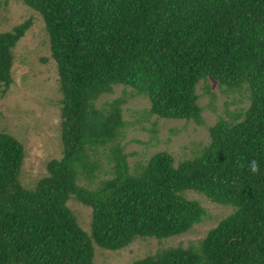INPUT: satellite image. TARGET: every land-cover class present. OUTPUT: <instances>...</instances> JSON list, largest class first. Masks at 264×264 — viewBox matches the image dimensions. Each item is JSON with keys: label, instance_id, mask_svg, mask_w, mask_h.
<instances>
[{"label": "trees", "instance_id": "16d2710c", "mask_svg": "<svg viewBox=\"0 0 264 264\" xmlns=\"http://www.w3.org/2000/svg\"><path fill=\"white\" fill-rule=\"evenodd\" d=\"M23 2L41 15L57 68L61 155L25 186L24 145L0 131V264H92L96 246L114 251L138 237L184 234L207 216L188 191L232 210L195 243L130 264H264V0ZM31 24L0 30L1 94ZM207 77L243 89L247 107L224 102L226 118L209 126V142L193 157L175 164L162 150L132 172L121 141L124 100L98 106L100 97L122 85L148 99L150 114L201 125L197 85L211 93ZM103 156L111 175L94 184ZM68 200L91 209L88 231Z\"/></svg>", "mask_w": 264, "mask_h": 264}, {"label": "rangeland", "instance_id": "374dc122", "mask_svg": "<svg viewBox=\"0 0 264 264\" xmlns=\"http://www.w3.org/2000/svg\"><path fill=\"white\" fill-rule=\"evenodd\" d=\"M28 18L32 24L14 50L12 84L4 94H1L3 86H0V131L5 129L23 143L25 157L19 179L23 185L31 187L47 174V161L61 155L58 74L41 15L24 4L23 0H0V30H11ZM207 83L209 94L205 93L203 82L197 85L204 119L201 125L192 120L161 118L150 114L148 99L122 85L114 86L112 93L100 97L98 106L118 98L124 100L121 108L126 127L121 141L132 172L137 171L139 165L151 155L162 150L173 155L175 164L193 157L209 142V126L219 117L226 118L224 102L228 101L229 110L238 108L243 111L249 104L243 89L230 92L224 87L219 88L213 77H207ZM105 154H108L106 148ZM110 175V163L103 156V164L96 171L94 184L98 179ZM80 183L90 185L86 179ZM185 195L199 201L205 208L207 216L203 222L184 234L162 239L161 242L154 237H138L130 245L114 251L96 246L92 264H130L162 248L186 247L203 237L208 229L232 210L231 206L213 203L194 191H188ZM68 206L80 225L88 231L91 209L76 200H68Z\"/></svg>", "mask_w": 264, "mask_h": 264}, {"label": "clouds", "instance_id": "9594fccd", "mask_svg": "<svg viewBox=\"0 0 264 264\" xmlns=\"http://www.w3.org/2000/svg\"><path fill=\"white\" fill-rule=\"evenodd\" d=\"M248 168L249 171L253 174H257L260 171V165L255 159L248 162Z\"/></svg>", "mask_w": 264, "mask_h": 264}]
</instances>
